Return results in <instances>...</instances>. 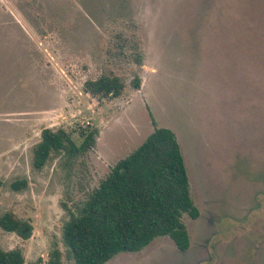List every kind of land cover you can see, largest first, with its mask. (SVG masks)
Segmentation results:
<instances>
[{"label":"rangeland","instance_id":"1","mask_svg":"<svg viewBox=\"0 0 264 264\" xmlns=\"http://www.w3.org/2000/svg\"><path fill=\"white\" fill-rule=\"evenodd\" d=\"M120 35L138 38L142 69ZM103 73L125 81L120 97L84 91ZM154 124L175 131L186 159L201 210L183 217L191 247L160 236L106 264H264V0H0V215L34 226L28 239L0 227L3 249L38 264L58 247L76 264L64 223ZM87 126L94 147L35 167L44 128L81 142Z\"/></svg>","mask_w":264,"mask_h":264},{"label":"trees","instance_id":"2","mask_svg":"<svg viewBox=\"0 0 264 264\" xmlns=\"http://www.w3.org/2000/svg\"><path fill=\"white\" fill-rule=\"evenodd\" d=\"M123 39L122 48L133 51V60L142 69L144 54L138 38ZM137 72L132 85L141 88ZM126 88L116 74L103 73L87 79L84 91L101 102L118 98ZM81 142L64 129L46 127L35 147L34 165L42 168L53 150L70 157L80 156L94 147L99 131L96 127L78 130ZM3 180L0 177V188ZM27 185V180L12 182L14 189ZM185 214L197 219L201 210L191 193L186 159L177 134L171 128L154 124V130L127 156L113 164L107 176L93 188L63 225V240L76 264H106L122 251H138L160 236H169L182 250L191 247V236L183 220ZM0 227L15 232L23 239L33 235L31 221L13 211L0 215ZM44 260L39 259L38 264ZM21 248L5 250L0 246V264H25ZM44 264H62V251L55 247Z\"/></svg>","mask_w":264,"mask_h":264}]
</instances>
